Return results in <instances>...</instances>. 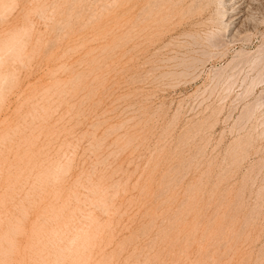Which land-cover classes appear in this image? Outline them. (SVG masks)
<instances>
[{
  "label": "rangeland",
  "instance_id": "1",
  "mask_svg": "<svg viewBox=\"0 0 264 264\" xmlns=\"http://www.w3.org/2000/svg\"><path fill=\"white\" fill-rule=\"evenodd\" d=\"M219 1L0 0V264H264V0Z\"/></svg>",
  "mask_w": 264,
  "mask_h": 264
},
{
  "label": "bare ground",
  "instance_id": "2",
  "mask_svg": "<svg viewBox=\"0 0 264 264\" xmlns=\"http://www.w3.org/2000/svg\"><path fill=\"white\" fill-rule=\"evenodd\" d=\"M226 1H228V0H226ZM248 1L249 0H230V1H228L227 3L229 4L230 3V5L232 6L231 7V9H227L229 12H230V14H232V15H229V17H227L226 16V14H227V10L225 9V3H224V1H222V0H220L219 2H218V5L216 6V8H217V13H218V17L217 18H213L214 20L213 21H215L213 24H215V25H217V27H222V28H224V29H226V31H224V32H226V33H228L229 35H231L232 37L234 36V35H236L235 33L236 32H238V30L240 29V25L242 24V22L245 20V19H247V17L249 16V13L252 11V9H249L250 8V3L251 2H249L248 3ZM245 2H247V4H245ZM227 5V4H226ZM216 11V10H215ZM228 12V13H229ZM215 13V12H214ZM251 16V15H250ZM215 17V16H214ZM216 27V26H215ZM221 28V29H222ZM240 31V30H239ZM249 53V52H248ZM246 54V53H245ZM238 56V55H237ZM244 56V55H243ZM247 56H245L244 58H246ZM249 59V58H248ZM233 60V59H232ZM244 60V59H243ZM248 62V61H247ZM230 64V63H229ZM256 105V104H255ZM259 106V105H258ZM257 107V106H256ZM253 108V107H252ZM255 109V108H254ZM248 110V109H247ZM249 112H250V108H249ZM31 138V137H30ZM263 166V165H262ZM262 168V167H261ZM261 172V171H260ZM77 185V184H76ZM87 187V186H86ZM34 189H35V187H34ZM78 189V188H77ZM85 189V188H84ZM92 190V189H91ZM94 190V189H93ZM101 191V190H100ZM85 192V191H84ZM91 192V191H90ZM67 193V192H66ZM83 193V192H82ZM93 193V192H92ZM102 196V195H101ZM28 197V196H27ZM34 197V196H33ZM64 197V196H63ZM26 198V197H25ZM27 199V198H26ZM25 199V200H26ZM77 199H79V198H77ZM84 199V198H83ZM89 200V199H88ZM98 200V199H97ZM27 201V200H26ZM25 202V201H24ZM58 201H56V203H57ZM27 204H28V202H26ZM26 203H25V205H26ZM55 204V203H54ZM99 204V203H98ZM19 205V204H18ZM22 205V204H21ZM52 205V204H51ZM102 205V204H101ZM56 206V205H55ZM58 206H60V202H59V205ZM58 206H56V207H58ZM81 206V205H80ZM92 206V205H91ZM27 207V206H26ZM49 207H51V206H49ZM48 207V211H50V208ZM102 207V206H101ZM29 208H30V205H29ZM55 208V207H54ZM103 208H105V207H103ZM21 209V208H20ZM59 209V208H58ZM52 210H54V209H52ZM57 211H59V210H57ZM52 212H54V211H52ZM62 211H60V213H61ZM32 213V212H31ZM50 213H51V211H50ZM54 213H56V212H54ZM60 213H56V214H60ZM63 213V212H62ZM61 213V214H62ZM86 213V212H85ZM53 214V213H52ZM51 214V215H52ZM80 214H81V212H80ZM32 215V214H31ZM49 216H50V214H48ZM54 215V214H53ZM52 215V216H53ZM63 216H64V214H62ZM82 215V214H81ZM55 216V215H54ZM52 217V218H54L55 219V217ZM61 216V215H60ZM80 216V215H79ZM27 217V216H26ZM80 217H82V216H80ZM85 218V217H84ZM35 219V218H34ZM46 219V221L47 222H49L47 219H49V218H45ZM59 219H60V217L58 218V219H56V222H58L59 221ZM79 220H80V218H78ZM87 219H89V218H87ZM86 218H85V220H87ZM36 220H38V219H36ZM58 220V221H57ZM81 220H83V219H81ZM80 220V221H81ZM91 220V219H90ZM43 221V223L41 222V224H44V220H42ZM52 221V220H51ZM63 221H64V219H63ZM99 221V220H98ZM37 222V221H36ZM46 222V223H47ZM56 222L55 223H53L52 225H56ZM79 222V221H78ZM85 222H87V221H85ZM29 223V222H28ZM80 224H81V222H79ZM95 223H97V221L95 220ZM36 224V223H35ZM38 224H39V222H38ZM50 224V223H49ZM60 223L58 222L57 223V225L58 226H61V225H63V222L61 221V224L59 225ZM31 225H32V222H31ZM30 225V227H32V229L31 230H33V226H31ZM38 226V225H37ZM40 226V225H39ZM38 226V227H39ZM44 226H46V224L44 225ZM48 226H50L51 227V225H48ZM79 226V225H78ZM88 226V225H87ZM92 226V225H91ZM99 226V225H98ZM10 227H13L12 225L10 226ZM35 227V226H34ZM41 227V226H40ZM50 227H48V228H50ZM57 227V226H56ZM63 228H64V226H62ZM84 227V226H83ZM95 227V226H94ZM41 228H43V227H41ZM46 228V227H45ZM52 228H53V226H52ZM60 228V227H59ZM13 229V228H12ZM12 229H9V230H11L10 231V233H12V234H15V232H14V230L15 229H13V232H12ZM17 229V228H16ZM44 229V228H43ZM54 229V228H53ZM55 229H57V228H55ZM95 229H97V226H96V228ZM45 230V229H44ZM44 230L43 231H40L39 232V229L38 230H36V229H34V231H38V233H37V235H36V233L35 232H30V233H34L35 234V236H38L39 235V233H41V232H43V234L46 232V230H45V232H44ZM50 231H51V228L49 229ZM59 229H57V231H58ZM64 230V229H63ZM94 230V229H93ZM17 231V230H16ZM53 231V230H52ZM60 231H61V228H60ZM79 231V230H78ZM95 231V230H94ZM93 231V232H94ZM101 231H102V229H101ZM101 231H100V233H101ZM27 232V231H26ZM48 233H49V231H47ZM46 232V233H47ZM26 234V233H23V234H25V236H26V238L28 239V241H29V243H32V242H34L35 240H33L31 237L33 236V237H35L34 235H32V234ZM54 233L56 234V231L54 230ZM58 233V232H57ZM64 233V232H63ZM62 233V234H63ZM78 233V232H77ZM76 233V234H77ZM83 233V232H82ZM96 233H97V231H96ZM42 234V233H41ZM40 234V235H41ZM50 234H52V233H50ZM60 234V233H59ZM11 235V234H10ZM28 235H30V238L32 239L31 241L29 240L30 238H28L29 236ZM39 235V238H41V236ZM45 235H47V234H45ZM44 235V236H45ZM24 236V235H23ZM47 236H49V234L47 235ZM61 237H62V235H60ZM60 236H57L59 239L61 238ZM73 236V235H72ZM95 235H93V237H94ZM99 236V235H98ZM50 237V236H49ZM95 237H97V236H95ZM3 238H6V237H3ZM8 238V237H7ZM44 238V237H43ZM43 238L41 239V240H43ZM81 238L82 237H79V236H77V237H74L73 239H71V240H69V243H65V244H67L68 245V247H66V248H62V249H58V248H55V249H58L59 250V252H63V253H65L66 255L67 254H70L71 252H77L78 250H80V248H81V244L79 243V241L78 240H80L81 241ZM36 239H38V238H36ZM46 239H47V237L46 238H44V241H46ZM53 239H54V235H53ZM53 239H51L50 238V240L52 241ZM93 239V238H92ZM95 239V238H94ZM94 239H93V241H94ZM0 240H2V239H0ZM9 240V239H8ZM40 240V241H41ZM55 240H57L58 241V239H56L55 238ZM63 240V239H62ZM66 240V239H65ZM101 240V239H100ZM5 241V240H4ZM44 241H42V244H43V242ZM64 241V240H63ZM85 241H86V239H85ZM97 241V240H96ZM47 242H50V241H47ZM47 242H44V243H46V244H49V243H47ZM53 242V241H52ZM52 242L50 243V246L47 248V247H45V248H47V249H45L43 246L44 245H46V244H43V246L42 245H40V248H44L45 250H43V253H44V251L45 252H47V250L49 249L50 250V247L51 248H53L54 246H51L52 245ZM2 243V242H1ZM4 243V242H3ZM34 243H36V244H38V246H39V244H40V242L39 241H37L36 240V242H34ZM56 243H59L60 244V240L58 241V242H56ZM107 243V242H106ZM24 244V243H23ZM53 244H54V242H53ZM7 245H8V242H7ZM13 245H15V244H13ZM34 244L32 243V245L31 244H29L28 246H31V247H34V246H36V245H34ZM54 245H56V244H54ZM58 245V244H57ZM93 245H95V244H93ZM98 245V244H97ZM9 246H10V243H9ZM48 246V245H47ZM87 246V244L85 245V248H87L86 247ZM11 247V246H10ZM9 247V248H10ZM21 247H23V245L21 246ZM20 247V248H21ZM37 247V246H36ZM58 247V246H57ZM101 247V246H100ZM8 248V249H9ZM39 248V247H38ZM90 248V247H89ZM93 248H94V246H93ZM98 248H99V246H98ZM25 249H26V242H25ZM24 249V250H25ZM54 249V248H53ZM88 249V248H87ZM1 250V249H0ZM3 250H5V248L3 249ZM20 250H23V248L22 249H20ZM22 251V253H24L25 251ZM48 250V251H49ZM90 250V249H89ZM91 250H93V249H91ZM100 250V249H99ZM2 251V250H1ZM6 251H8V250H6ZM6 251H5V253H6ZM31 250H29V252H30ZM32 251H36V250H33V248H32ZM38 251H40V252H42L41 250H38ZM50 251H52V250H50ZM85 251H86V249H85ZM8 252H10V249H9V251ZM28 251L26 250V253H25V255H27L28 256V253H27ZM89 252V251H88ZM96 252V251H95ZM97 252H98V250H97ZM2 253V252H1ZM0 253V254H1ZM3 253H4V251H3ZM2 253V254H3ZM18 253V252H17ZM22 253H20L21 255H22ZM32 253V252H31ZM36 253H38V254H36ZM48 253V252H47ZM47 253L45 254V255H47ZM85 253V252H84ZM1 254V255H2ZM9 254V253H8ZM19 254V253H18ZM17 254V255H18ZM33 254V253H32ZM42 254V253H41ZM58 254H61V253H58ZM57 254V256H58V258H60V259H62V260H66V258L64 257V258H62V257H59V255ZM89 254V253H88ZM98 254V253H97ZM14 255V254H13ZM29 255H30V253H29ZM36 255H39V256H41L40 255V253L39 252H35V254H33V255H31V257H37V259H38V262L40 261H42V262H44V259H46V258H48V257H44V256H42L44 259H41V260H39V257L38 256H36ZM95 255V254H94ZM93 255V256H94ZM104 255V254H103ZM6 255L4 254L3 255V258L5 257ZM48 256V255H47ZM61 256H63V255H61ZM23 257V256H22ZM25 257V256H24ZM24 257L23 258H21L20 256H19V258H21V259H24ZM41 257V258H42ZM69 257H70V255H69ZM68 257V258H69ZM89 257V256H88ZM2 258V259H3ZM6 259H7V257H5ZM16 258H18V257H16ZM49 258H50V256H49ZM83 258H85V257H83ZM94 258V257H93ZM97 258V257H96ZM95 258V259H96ZM99 258V257H98ZM8 259H10V258H8ZM7 259V260H8ZM12 259V258H11ZM28 260L30 259L29 257L27 258ZM37 259H34L35 261L37 260ZM52 259V258H51ZM59 259V260H60ZM4 260V259H3ZM2 260V261H3ZM16 260V259H15ZM19 260V259H18ZM17 260V261H18ZM28 260H26V263L28 262ZM50 260V259H49ZM49 260H47V262L49 261ZM52 260H54V259H52ZM61 260V262H64L65 263V261H62ZM73 260V259H72ZM87 260V259H86ZM97 261H98V259H96ZM19 261H21V260H19ZM30 261H33V260H30ZM57 261V260H56ZM56 261H54V263L53 264H55L56 263ZM78 261L80 262L81 261V258H78ZM88 261V260H87ZM92 261V260H91ZM90 261V262H91ZM95 260H93V262L92 263H90V264H93V263H95L94 262ZM1 262V261H0ZM22 262L23 261H21V264H22ZM37 261L34 263V264H36V263H38ZM40 262L38 263V264H40ZM46 262V263H47ZM50 262H51V260H50ZM70 262V261H69ZM86 262V261H85ZM84 262V264H86ZM100 262V261H99ZM98 262V263H99ZM104 262V261H103ZM5 263V262H4ZM19 263V262H18ZM24 263H25V261H24ZM28 263H30L31 264V262H28ZM52 263V262H51ZM50 263V264H51ZM57 263H59V261H57ZM56 263V264H57ZM82 263H83V261H82ZM2 264V263H1ZM17 264V263H16ZM32 264H33V262H32ZM43 264V263H42ZM60 264V263H59ZM62 264V263H61ZM67 264V263H66ZM81 264V263H80ZM96 264V263H95ZM106 264V263H105Z\"/></svg>",
  "mask_w": 264,
  "mask_h": 264
}]
</instances>
